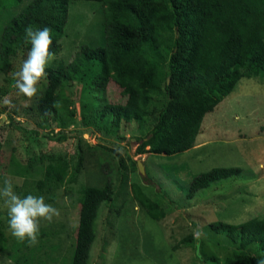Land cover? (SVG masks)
<instances>
[{"label": "rangeland", "instance_id": "obj_1", "mask_svg": "<svg viewBox=\"0 0 264 264\" xmlns=\"http://www.w3.org/2000/svg\"><path fill=\"white\" fill-rule=\"evenodd\" d=\"M31 1L0 0V38L9 21ZM102 8L100 2H70L61 50L50 57L47 67L56 59L68 64L83 45L103 46ZM29 48L21 39L10 72L0 70V186L7 178L21 197L43 195L46 203L60 210V216L51 223L42 220L39 243L29 247L10 234L7 209L0 200V229L5 237L0 264L4 260L7 264H72L83 202L81 190L106 183L112 185V199L100 208L87 264H218L211 257L223 262L236 252L244 258H261L264 251L257 244L240 251L224 233H214L209 226L217 221L237 225L264 218L263 73L241 79L205 115L190 150L172 156L138 154L137 139L151 130L155 113L166 102L164 93L152 94L149 109L153 113L148 117L122 122L116 129L110 119L102 116L101 109L107 104H124L126 97L112 81L106 88H97L93 80L99 66L89 63L80 78L63 89L65 99L59 110L43 117L37 101L48 84L46 76L32 97L16 87V73ZM10 118L17 125L37 131L38 136H25L9 125ZM58 132L68 138L53 142L45 137ZM49 155L64 157L70 169L78 155L83 156V162L72 182L40 190L37 185L49 170ZM138 160L144 167L143 175L138 171ZM214 168H238L241 173L212 183L188 199L191 180ZM146 178L152 183L144 182ZM133 184L165 211L164 219L154 221L148 217L134 198Z\"/></svg>", "mask_w": 264, "mask_h": 264}, {"label": "trees", "instance_id": "obj_2", "mask_svg": "<svg viewBox=\"0 0 264 264\" xmlns=\"http://www.w3.org/2000/svg\"><path fill=\"white\" fill-rule=\"evenodd\" d=\"M71 1L101 3L105 42L100 47L83 45L68 64L56 59L47 67L48 84L37 101V110L46 118L55 114L65 99V86L80 78L89 63H96L99 73L93 84L106 88L112 81L126 97L124 104H107L101 109L102 116L110 119L116 129L122 122L142 121L153 113L149 109L153 93L166 96L164 106L154 115L151 130L137 139L138 154L172 156L190 150L205 115L241 79L264 74V0H32L2 31L3 73L10 72L16 44L29 25L50 27L53 40L50 51L60 52ZM10 119L9 125L25 136H38L37 131ZM45 137L62 142L68 135L58 132L47 133ZM47 159L49 170L38 182L40 190L72 182L83 162V156L78 155L77 163L70 169L62 156L49 155ZM240 173L238 168H214L195 176L186 197L192 199L210 184ZM145 181L151 182L149 178ZM132 190L150 219L165 218V211L139 186L133 184ZM81 194L83 202L72 264H87L100 208L112 199L113 188L110 183L84 187ZM209 227L214 233H224L240 251L252 244L264 251V218H252L237 225L217 221ZM188 240L191 237L182 243ZM4 248L5 237L0 229V252ZM210 260L218 264H257L258 258H244L236 252L223 262L212 257Z\"/></svg>", "mask_w": 264, "mask_h": 264}, {"label": "clouds", "instance_id": "obj_3", "mask_svg": "<svg viewBox=\"0 0 264 264\" xmlns=\"http://www.w3.org/2000/svg\"><path fill=\"white\" fill-rule=\"evenodd\" d=\"M51 32L52 29L48 26L40 28L29 25L25 28L22 40L25 45H30V48L20 70L16 73V87L27 97L37 93V85L46 74L49 59L55 55L50 51L53 44ZM0 200L7 209L10 234L18 242L27 243L29 247L39 243L41 221L51 223L54 218L60 216V210L46 203L43 195L28 194L23 197L18 195L14 191L12 181L7 178L0 186ZM196 235H200L199 231ZM4 264H7L5 260ZM257 264H264V253H261Z\"/></svg>", "mask_w": 264, "mask_h": 264}, {"label": "water", "instance_id": "obj_4", "mask_svg": "<svg viewBox=\"0 0 264 264\" xmlns=\"http://www.w3.org/2000/svg\"><path fill=\"white\" fill-rule=\"evenodd\" d=\"M137 168H138L139 173H141L143 175L144 174V167H143L142 163L139 160H138V163H137Z\"/></svg>", "mask_w": 264, "mask_h": 264}]
</instances>
